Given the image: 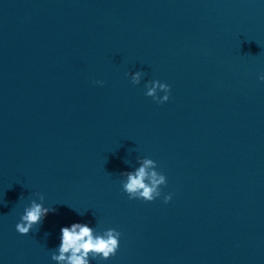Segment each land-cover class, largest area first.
I'll use <instances>...</instances> for the list:
<instances>
[{
	"label": "water",
	"instance_id": "obj_1",
	"mask_svg": "<svg viewBox=\"0 0 264 264\" xmlns=\"http://www.w3.org/2000/svg\"><path fill=\"white\" fill-rule=\"evenodd\" d=\"M261 74V0H0V264H56L77 221L121 234L91 264H264ZM144 158L153 201L122 187Z\"/></svg>",
	"mask_w": 264,
	"mask_h": 264
},
{
	"label": "clouds",
	"instance_id": "obj_2",
	"mask_svg": "<svg viewBox=\"0 0 264 264\" xmlns=\"http://www.w3.org/2000/svg\"><path fill=\"white\" fill-rule=\"evenodd\" d=\"M264 3V0H261ZM143 73L137 71L131 74V81L139 84ZM264 81V74L259 76ZM102 84V81H96ZM145 95L152 97L158 102L169 100L170 86L159 80H152L145 83ZM162 92L163 95H158ZM126 181L122 183L123 190L130 198L153 201L161 196V186L167 183L166 176L156 170V162L149 158H144L140 166L134 171L124 172ZM40 202L33 199L23 208L20 220L16 223V230L20 234H28L34 225H37L44 219L49 212L55 209L46 206L43 201L45 197L37 194ZM23 196L20 197L22 199ZM167 203L172 199L171 194L163 196ZM59 244L51 254V260L56 264H91L92 260H107L115 255L119 248L120 232L109 228L101 234H97L95 229L86 222H72L69 225L62 226L59 230ZM48 233H45L47 236Z\"/></svg>",
	"mask_w": 264,
	"mask_h": 264
}]
</instances>
